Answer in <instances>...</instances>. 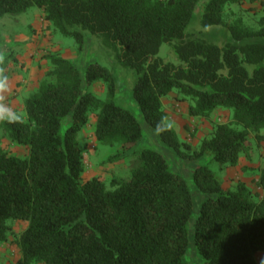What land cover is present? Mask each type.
Here are the masks:
<instances>
[{
    "label": "trees",
    "instance_id": "16d2710c",
    "mask_svg": "<svg viewBox=\"0 0 264 264\" xmlns=\"http://www.w3.org/2000/svg\"><path fill=\"white\" fill-rule=\"evenodd\" d=\"M244 0H0V18L32 6L50 27L72 36L80 51L86 31L101 37L119 62L136 70L132 97L152 129L164 115L163 98L175 92L192 116L209 118L232 108V119L217 123L199 148L178 131L159 140L180 158L186 150L200 159L212 155L222 166L249 155V135L264 130V14L257 26L236 14ZM202 28L224 25L232 39L217 44L187 31L199 4ZM168 44L178 61L160 54ZM49 78L25 99L22 124H0L1 136L28 147L26 155L0 146V243L12 236L18 264H189L194 195L188 180L170 167L159 150L145 147L128 177L109 182L83 179L85 147L79 133L95 120L96 141L128 151L144 135V124L118 104L115 74L98 61L84 71L59 53H47ZM100 82L107 96L89 87ZM2 137H0V140ZM121 153L112 155L120 158ZM206 197L193 224L205 264H259L264 250V196L244 180L235 188L207 164L193 171ZM264 187V169L258 180ZM25 222L16 231L14 224Z\"/></svg>",
    "mask_w": 264,
    "mask_h": 264
},
{
    "label": "rangeland",
    "instance_id": "374dc122",
    "mask_svg": "<svg viewBox=\"0 0 264 264\" xmlns=\"http://www.w3.org/2000/svg\"><path fill=\"white\" fill-rule=\"evenodd\" d=\"M260 1V2H259ZM264 0H258L255 6H249L244 0L242 3L232 4V11L236 14L226 15V19H234L241 16L244 22L257 26V19L264 14ZM256 10V12L253 11ZM204 11V4L201 3L196 9L194 18L189 24L187 31H195L201 34L208 41L223 44L232 39L230 30L224 25H214L202 28L200 17ZM86 44L82 51L72 36L61 34L48 25L44 19L43 10L32 6L19 14H5L0 18V49L6 53V67L11 80L12 92L8 96V103L18 112L25 114V99L36 92L41 84L49 78L46 71L52 67L49 57L44 55L59 53L74 61L84 71V67L90 61H98L107 66L116 76L118 93L115 101L118 104L129 107L143 122V138L127 152L120 147L102 144L96 141L93 135V124L95 120L90 119V124L79 133V140L82 145L86 143L85 159L86 169L82 174L83 179L98 175L107 183L113 176L128 177L133 167L139 163L138 155L142 148L149 147L161 151L175 172L183 175L189 182L194 195V214L191 220L190 244L187 252L189 264H205L202 255L198 252L194 237L193 224L199 213L202 201L206 195L200 191L193 179V171L200 163L207 164L222 180L223 186L235 188L238 180H244L254 191L253 198L259 200L264 196V187L259 184V179L264 169V137H259L255 132L249 135V155H243L240 162L235 166H222L212 155H204L200 159L193 157V150H186L185 157L180 158L172 150L168 149L159 140V135L154 134V129L145 123L139 106L132 97V88L137 79V72L131 67L123 66L116 58L115 51L104 44L101 37L86 31ZM160 54L167 60L178 61V58L168 44H163ZM89 89L100 97L107 96V88L100 82L93 83ZM164 106L168 117L175 121L174 128L178 131L182 140L191 143L199 148L201 139L210 134L215 125L225 122L233 117L232 108H220L214 111L209 118L192 116L188 112V104L177 99L175 92L164 97ZM0 128V146L10 153L26 155L28 147L11 141L2 134ZM264 134V130L259 132ZM121 153L120 158L112 155ZM25 226V222L17 221L14 224L18 232ZM20 251L11 236L6 242L0 243V264H18ZM264 258V250L257 253V260L260 264ZM41 264V263H40Z\"/></svg>",
    "mask_w": 264,
    "mask_h": 264
},
{
    "label": "clouds",
    "instance_id": "9594fccd",
    "mask_svg": "<svg viewBox=\"0 0 264 264\" xmlns=\"http://www.w3.org/2000/svg\"><path fill=\"white\" fill-rule=\"evenodd\" d=\"M7 53L0 49V124H22L24 116L8 103V96L12 92L11 80L6 67ZM175 126V121L164 115L156 123L154 128L155 135H161L170 132ZM260 264H264V258Z\"/></svg>",
    "mask_w": 264,
    "mask_h": 264
},
{
    "label": "crops",
    "instance_id": "0c3cea01",
    "mask_svg": "<svg viewBox=\"0 0 264 264\" xmlns=\"http://www.w3.org/2000/svg\"><path fill=\"white\" fill-rule=\"evenodd\" d=\"M260 2V1H259ZM262 2H264V1H262ZM249 3V6H255L257 3H258V0H253V2H248ZM264 7V6H263ZM253 11L254 12H256V10L255 9H253ZM264 12V11H263ZM165 101V99H163V102Z\"/></svg>",
    "mask_w": 264,
    "mask_h": 264
}]
</instances>
